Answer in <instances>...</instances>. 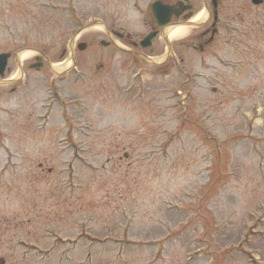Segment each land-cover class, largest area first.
I'll return each mask as SVG.
<instances>
[{"label":"rangeland","instance_id":"rangeland-1","mask_svg":"<svg viewBox=\"0 0 264 264\" xmlns=\"http://www.w3.org/2000/svg\"><path fill=\"white\" fill-rule=\"evenodd\" d=\"M153 1L0 0V54H11L0 79L5 264H185L186 254L201 247L207 254L190 264L264 262L259 235L242 244L252 253L249 263L236 249L244 242L243 218L264 204V185L253 172L257 158L249 154L255 141L264 154V140H256L264 137V6L225 0L221 23L236 31L222 26L203 53L184 45L205 28L186 27L171 40L183 59L178 71L170 61L153 64L124 53L131 49L127 40L148 32ZM190 1L194 17L207 20L201 0ZM68 6L75 10L70 17ZM150 50L142 54L158 60L166 54L162 39ZM34 57L49 65L43 59L42 68L29 70ZM18 61L25 79L13 92ZM246 119L254 123L251 132ZM204 136L225 149L219 163L230 155L231 169L241 170L235 190L205 196L208 150L196 140ZM72 144L82 158L70 156ZM195 195L217 206L203 233L199 217L166 210L168 202L197 206ZM169 229L179 238L165 236ZM252 231L264 235V221ZM82 232L97 241L80 238ZM123 235L134 245H124ZM157 247L162 253L154 262Z\"/></svg>","mask_w":264,"mask_h":264},{"label":"water","instance_id":"water-1","mask_svg":"<svg viewBox=\"0 0 264 264\" xmlns=\"http://www.w3.org/2000/svg\"><path fill=\"white\" fill-rule=\"evenodd\" d=\"M261 0H253L254 4H259ZM153 10V19L160 25H165L171 15L178 16L180 14V10L176 8V6H163L160 3H156L152 6ZM156 33H151L149 36L145 38L143 42H141L140 47L146 48L150 45V40L155 36ZM8 55H0V76L3 75V71L6 66ZM1 264V262H0Z\"/></svg>","mask_w":264,"mask_h":264},{"label":"bare ground","instance_id":"bare-ground-1","mask_svg":"<svg viewBox=\"0 0 264 264\" xmlns=\"http://www.w3.org/2000/svg\"><path fill=\"white\" fill-rule=\"evenodd\" d=\"M201 20V14L197 15L192 21L195 23L197 21ZM185 28L183 27H177L173 29H169L167 31L168 38L171 39H180L185 34Z\"/></svg>","mask_w":264,"mask_h":264},{"label":"trees","instance_id":"trees-1","mask_svg":"<svg viewBox=\"0 0 264 264\" xmlns=\"http://www.w3.org/2000/svg\"><path fill=\"white\" fill-rule=\"evenodd\" d=\"M214 193V191H212V194Z\"/></svg>","mask_w":264,"mask_h":264},{"label":"flooded vegetation","instance_id":"flooded-vegetation-1","mask_svg":"<svg viewBox=\"0 0 264 264\" xmlns=\"http://www.w3.org/2000/svg\"><path fill=\"white\" fill-rule=\"evenodd\" d=\"M203 38V37H202Z\"/></svg>","mask_w":264,"mask_h":264}]
</instances>
